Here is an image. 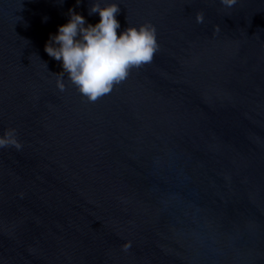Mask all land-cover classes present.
Listing matches in <instances>:
<instances>
[{"label":"water","instance_id":"water-1","mask_svg":"<svg viewBox=\"0 0 264 264\" xmlns=\"http://www.w3.org/2000/svg\"><path fill=\"white\" fill-rule=\"evenodd\" d=\"M93 2L0 0V264H264V0H100L159 50L90 103L45 45Z\"/></svg>","mask_w":264,"mask_h":264},{"label":"clouds","instance_id":"clouds-1","mask_svg":"<svg viewBox=\"0 0 264 264\" xmlns=\"http://www.w3.org/2000/svg\"><path fill=\"white\" fill-rule=\"evenodd\" d=\"M80 0H77L79 3ZM238 0H221L226 7H233ZM119 4L110 3L102 7L94 0L89 15L98 13L99 23L87 24L83 15L69 10L70 20L61 25L58 34L50 36L45 45L47 54L62 61L63 72L57 75V87L66 89L65 74L88 102L95 103L110 94L114 87L124 82L132 68H140L153 61L159 50L156 28L151 23L139 27L128 26L118 35L121 24L116 16ZM197 22H204V13H197ZM219 31V28H217ZM23 145L17 138L16 129L9 128L0 136V148ZM129 245L125 246L127 250Z\"/></svg>","mask_w":264,"mask_h":264}]
</instances>
